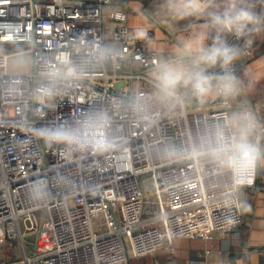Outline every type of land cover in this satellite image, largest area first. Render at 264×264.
<instances>
[{
	"label": "built area",
	"instance_id": "1",
	"mask_svg": "<svg viewBox=\"0 0 264 264\" xmlns=\"http://www.w3.org/2000/svg\"><path fill=\"white\" fill-rule=\"evenodd\" d=\"M127 20L113 0H0V245L20 248L0 264H128L178 237L247 232L259 160L239 141L257 125L241 88L205 105L189 87L151 93L157 54ZM250 38L226 36L233 74Z\"/></svg>",
	"mask_w": 264,
	"mask_h": 264
},
{
	"label": "crops",
	"instance_id": "2",
	"mask_svg": "<svg viewBox=\"0 0 264 264\" xmlns=\"http://www.w3.org/2000/svg\"><path fill=\"white\" fill-rule=\"evenodd\" d=\"M113 1L127 10V26L133 36L136 37V31L139 29L147 32V38L140 40L156 51L158 66L164 60L176 59L179 42L183 36L204 23V19L199 17L176 19L164 7L165 0ZM217 3L223 4L224 0H217ZM256 11L264 12V5H258ZM254 39L253 56L235 73L247 104L249 101L246 96L255 105L254 115L257 123L253 128L240 133L239 141L245 143L246 147L250 145L253 152L257 154L260 152L256 185L241 192L244 201V228L247 232L242 229L218 232L209 244L201 238L178 237L173 240L171 248L166 244L155 254L135 258L128 264H264V151H260V146L264 142V133L260 132L259 128L261 125L264 126V33L254 36ZM158 66L146 72L154 81L155 78L150 74L152 70L156 72ZM142 84L151 93L162 95L156 85L145 80ZM189 96L187 101H190ZM216 97L217 95L213 94L206 101H198L195 96L197 103L202 105L208 104ZM240 108L238 104L231 109L232 124L238 130H242L246 125V120L238 116ZM208 246L211 252L206 254L205 249ZM170 253L172 259L169 258Z\"/></svg>",
	"mask_w": 264,
	"mask_h": 264
},
{
	"label": "clouds",
	"instance_id": "3",
	"mask_svg": "<svg viewBox=\"0 0 264 264\" xmlns=\"http://www.w3.org/2000/svg\"><path fill=\"white\" fill-rule=\"evenodd\" d=\"M264 0H165L164 7L176 19H204L194 31L179 42L177 58L161 62L154 74L156 86L165 99H177L178 89L189 87L199 100L215 94L232 97L239 93L238 78L229 69L240 57L241 49L227 42L226 36L253 43L252 36L264 33V12H257ZM137 39H146L147 32L136 31ZM219 66V73L209 68ZM249 118V117H245ZM249 156L253 149L247 146Z\"/></svg>",
	"mask_w": 264,
	"mask_h": 264
},
{
	"label": "rangeland",
	"instance_id": "4",
	"mask_svg": "<svg viewBox=\"0 0 264 264\" xmlns=\"http://www.w3.org/2000/svg\"><path fill=\"white\" fill-rule=\"evenodd\" d=\"M155 70H157V68ZM154 74H155V71L152 70L150 75L153 78H155L154 77ZM207 99L208 98H206L204 100L206 101ZM198 101H199V99H198ZM200 101H202V100H200ZM231 118H232V116H231ZM35 240H36V236H29V237L26 238V246H27V248H28L29 251H32V248L34 246L31 245V244L35 243ZM11 248H14L15 252H18V249H20L19 248V244L16 243V242H14V245H11L9 243L8 244H4V245H0V261L6 260V259L9 258V249H11ZM142 258H144V257H142Z\"/></svg>",
	"mask_w": 264,
	"mask_h": 264
},
{
	"label": "water",
	"instance_id": "5",
	"mask_svg": "<svg viewBox=\"0 0 264 264\" xmlns=\"http://www.w3.org/2000/svg\"><path fill=\"white\" fill-rule=\"evenodd\" d=\"M235 75V74H234ZM247 98H248V101H249V106L252 108V110H253V112L256 114V109H255V105H254V103H253V101L248 97V96H246ZM259 128H260V126H259ZM262 141V137H261V133H260V142ZM260 153V152H259ZM257 154V156L259 157L260 156V154Z\"/></svg>",
	"mask_w": 264,
	"mask_h": 264
}]
</instances>
